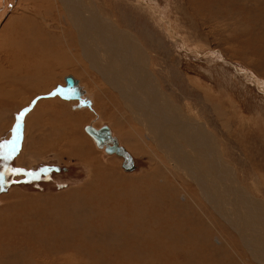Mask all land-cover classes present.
Wrapping results in <instances>:
<instances>
[{
	"label": "rangeland",
	"instance_id": "374dc122",
	"mask_svg": "<svg viewBox=\"0 0 264 264\" xmlns=\"http://www.w3.org/2000/svg\"><path fill=\"white\" fill-rule=\"evenodd\" d=\"M94 1V22L118 30L63 18L47 34L67 63L49 71L40 57L49 73L27 86L45 92L20 88L0 107V144L17 148L0 159V264H264V0ZM24 3L0 1V32L18 13L47 30ZM119 63L110 81L94 68ZM87 124L110 127L131 170Z\"/></svg>",
	"mask_w": 264,
	"mask_h": 264
},
{
	"label": "bare ground",
	"instance_id": "6f19581e",
	"mask_svg": "<svg viewBox=\"0 0 264 264\" xmlns=\"http://www.w3.org/2000/svg\"><path fill=\"white\" fill-rule=\"evenodd\" d=\"M1 1V0H0ZM24 3V10L26 9V11H32L34 12L35 15L37 16H42V17H46L49 19V22H47V24L51 23V25H48V28L47 30H44V27H40L39 24H35L33 23V17L29 16L28 14L25 15V14H15L13 16V18H11V24H9L7 27L9 28L10 25L11 27L9 29H5V30H2L3 32H0V75L4 76L5 78H7V76L10 77V79L8 80V78L6 80H4L6 82V86L4 85H1L0 86V95H3L4 98H1L0 99V107H4L3 109H11L13 103L12 101L15 99L14 96L15 95H18L17 93L15 94V91L18 89L20 90L21 88V91H28L27 93H31L32 91L34 90H38V91H43V88H40L39 86L38 87H28V83L33 80L34 82V79L36 77H40V75L42 74H47L49 73V71H52L50 69H48V67L50 66H53L54 64H60V61L62 60V62H65L67 63L65 60L63 61V59L67 56H64V54L61 53V51H63V49L59 50L58 52H56L57 50V44L54 45L55 43L59 42L58 45L60 46V37L58 35H54V34H47L48 33V30L51 31L52 28L54 26H60L62 25V19L64 18L63 22H66L65 24H67L66 26L71 28L68 24V21H70L72 23V26L73 28H75L77 31H79V33H82L81 30L85 29L87 30V25H91V24H94V30L96 31L97 29H101V27H105L108 32H112L114 33L115 31L118 30V28L116 29V27L114 25H112L110 22H105L106 19L105 17H102L103 19V22H100L99 21L97 23L94 22V19L97 18V17H94L95 14L97 13L96 11L93 10V8L95 7H98L95 3V1L93 0L94 4L92 1L91 2V5L92 7L91 8H88L87 10L85 11H80L79 10V2L77 0L75 1H70L68 4H66L65 0H23ZM48 6H51L52 8V12H51V9L48 7ZM65 8V14H63L62 12V8ZM68 7V8H67ZM31 8H34L33 10ZM150 8V7H149ZM98 9H100V7H98ZM151 9V8H150ZM97 10V9H96ZM27 13V12H26ZM68 13V15H67ZM95 13V14H94ZM99 14V13H98ZM101 14V13H100ZM32 15V14H31ZM82 15V16H81ZM97 15V14H96ZM99 18H100V15H98ZM102 16V15H101ZM38 19V18H37ZM35 21H37L36 19H34ZM39 20H43L42 23H46L47 20H44L43 18H39ZM108 20V19H107ZM39 22V21H37ZM46 26V25H45ZM108 26V27H107ZM67 27H65L67 29ZM90 29V27L88 28V30ZM60 30V29H59ZM87 30V31H88ZM93 30V31H94ZM87 31H83V32H87ZM92 31V30H91ZM94 31V32H95ZM88 33V32H87ZM87 33H84L82 34L81 36L85 37V40L87 41V37L90 35L87 34ZM70 34V33H69ZM94 34V33H92ZM108 34V33H107ZM61 35V34H60ZM97 35V34H96ZM62 39H63V36H61ZM73 37V36H72ZM71 38V37H70ZM101 38V37H100ZM99 38V39H100ZM107 39V38H106ZM101 41V39H100ZM99 41V42H100ZM92 42V41H91ZM107 42V41H105ZM110 42H112L114 45L115 43L113 41L110 40ZM102 43V42H100ZM92 44V43H91ZM90 42L88 43L89 46H91ZM103 46H102V50L100 53H102L103 51H105V45L106 43H102ZM65 45H68V44H65ZM133 46L134 45H137V42L135 41L134 44H132ZM58 46V47H59ZM62 46V45H61ZM89 46H86L87 48L84 50L85 52L90 51V47ZM131 46V45H130ZM248 46V44H247ZM132 47V46H131ZM61 48V47H60ZM70 48V46H69ZM90 49V50H89ZM69 50V49H68ZM254 50V49H253ZM38 53H37V52ZM65 51V50H64ZM67 51V50H66ZM65 51V52H66ZM45 52V55L42 56V55H39V53H43L44 54ZM70 52V51H69ZM73 52V51H72ZM255 52H256V49H255ZM89 52H87L88 54ZM53 56H50L52 55ZM62 54V55H61ZM58 55V56H57ZM45 58L46 61H47V64H44L45 66V69L47 67V69L49 71H47V73L45 71H42L41 69V66H43L42 62H41V58ZM88 57V56H87ZM127 57H130L129 55H127ZM122 60L124 61H127L125 59H123L122 57H120ZM89 59V58H87ZM68 60V59H67ZM97 60V59H96ZM113 60V59H112ZM92 61V59H91ZM114 61V60H113ZM112 61V62H113ZM69 62V61H68ZM93 62V61H92ZM64 63V65H66ZM115 64V63H113ZM43 66V68H44ZM56 65H54L53 67L55 68ZM102 66V65H101ZM107 66V65H105ZM108 68L107 69H104V68H99V66H95L94 68L97 69V71H100L99 73L103 75V78L106 80V81H110V75H109V71H113L114 69L116 68H119V69H122L123 70V66L119 63L116 67H114L113 65V69L109 66H107ZM62 68V66H61ZM44 69V70H45ZM46 69V70H47ZM56 70V69H54ZM53 70V71H54ZM45 72V73H44ZM55 74V73H54ZM42 78H44L43 76H41ZM54 77V76H53ZM48 78V76H47ZM120 78V77H119ZM4 79V78H3ZM49 79V78H48ZM8 80V82H7ZM40 80H42L40 78ZM121 80V79H120ZM29 81V82H27ZM122 81V80H121ZM118 80H116V85H121L123 82H121ZM40 82V81H39ZM48 82V81H47ZM132 82V85H134L136 82L135 81H130ZM41 83V82H40ZM42 84V83H41ZM44 85V84H43ZM47 83L44 85L46 87ZM11 91V92H10ZM20 92V91H19ZM45 92V91H43ZM21 93V92H20ZM24 93V92H23ZM119 93L120 95H122L121 93V89L119 90ZM127 94V93H126ZM21 95V94H20ZM24 95V94H23ZM131 95V94H130ZM136 95V94H135ZM134 95V96H135ZM11 97V98H10ZM19 97V96H18ZM136 97V96H135ZM23 98V96L21 97ZM20 98V99H21ZM126 100H129L128 97H124ZM134 98V97H133ZM138 98V96H137ZM25 99V98H24ZM140 99V98H139ZM23 99H21L20 103H22ZM28 100V99H27ZM26 100V101H27ZM133 100V99H132ZM136 100V98H135ZM15 101V100H14ZM17 102V101H16ZM43 102V101H42ZM45 102V101H44ZM43 102V103H44ZM37 104V107L34 108L35 110L32 111L31 113V116H37L38 112L41 111V109H39L38 107H40ZM150 108V106L148 107V109ZM1 110V109H0ZM6 111H9V110H6ZM42 112V111H41ZM3 113V112H2ZM42 115V114H41ZM30 116V117H31ZM40 116V115H39ZM44 116V115H42ZM40 116V117H42ZM39 117V118H40ZM28 118V117H27ZM35 118V117H34ZM30 119V118H29ZM46 124V123H45ZM55 124V123H54ZM30 130L32 131V129L35 131V128H36V131L37 132H42V127L44 126L43 122H42V118L40 119H37L35 121L32 122V124L29 126L28 123L26 124ZM56 125V124H55ZM103 125H106V124H103ZM85 126H91L93 127L92 125H85ZM85 126H84V130H85ZM102 126V125H101ZM100 126V127H101ZM111 133V135L113 137H115V139L117 140V144L119 146H121L123 149H125L122 145L119 144L118 142V139L116 138V136H114L112 134V131L110 129V127L108 125H106ZM99 127V128H100ZM57 128V127H56ZM95 128V127H93ZM99 128H95V129H99ZM29 131V129H28ZM45 132V131H44ZM85 132L87 133V131L85 130ZM42 135L41 134V138H38L37 140V144L41 141L42 138ZM88 135H90L88 133ZM91 136V135H90ZM189 135L186 136V138L181 141L182 142V145L183 146H186L187 143H184V142H188L187 139H188ZM190 137H192L190 135ZM91 138L93 139L94 143L96 144L97 147L99 148H102L105 150V145L103 144L102 147L98 146L95 139L91 136ZM33 140V139H32ZM35 141V139H34ZM60 141V140H59ZM43 142V141H42ZM47 142V141H46ZM44 144V142H43ZM40 146V145H39ZM30 147V146H29ZM75 147V146H74ZM125 151L129 154V156L132 158V161H131V165L132 167L134 166V159L132 157V155L125 149ZM108 153V152H107ZM112 154V153H110ZM115 154V153H114ZM174 154V153H173ZM117 155V154H116ZM120 156V155H118ZM122 157V156H120ZM123 159V157H122ZM122 165H123V160H122ZM123 167V166H122ZM131 167V169H132ZM124 168V167H123ZM125 169V168H124ZM131 169H128V170H131ZM127 170V169H125ZM91 206V205H90ZM92 208V206H91ZM90 208V209H91ZM94 209V208H92ZM126 211V210H125ZM128 211V209H127ZM96 212V211H94ZM98 216V215H97ZM119 216V215H118ZM124 216V215H122ZM87 217V216H86ZM93 217V216H92ZM96 217V216H95ZM117 217V216H116ZM126 217V216H124ZM139 217V216H138ZM128 218H132L131 216ZM100 219V218H99ZM124 219V218H123ZM98 220V219H97ZM118 220V219H117ZM121 220V219H120ZM119 221V220H118ZM123 221V220H122ZM127 221V219H126ZM152 221V220H151ZM121 222V221H120ZM124 222V221H123ZM81 223V221H80ZM87 224V222H85ZM84 223V224H85ZM85 224V225H86ZM121 224V223H120ZM120 224H117V225H120ZM18 225V224H17ZM79 226V225H78ZM114 226V225H113ZM125 227V226H122V228ZM137 227V225L135 226ZM125 228H129V227H125ZM155 228V227H154ZM153 228V230H154ZM48 229V228H47ZM131 229V228H130ZM22 230V229H21ZM148 230V229H147ZM44 231V230H43ZM129 231V229H128ZM141 231V230H140ZM78 232V231H77ZM139 232V231H138ZM56 233V232H55ZM146 233V232H145ZM147 234V233H146ZM145 234V235H146ZM49 235V234H48ZM52 235V234H51ZM76 235V236H75ZM73 235L75 238V241L77 240H82L84 237L82 238H79L80 234H75ZM132 235V234H131ZM140 235V234H139ZM50 236V235H49ZM124 236V235H123ZM47 237V236H46ZM57 237V236H56ZM152 237V236H150ZM131 238V237H129ZM135 238H136V235H132V240H133V243H134V246L135 245ZM48 239V237H47ZM55 239V237H53V240ZM128 239V238H127ZM58 240V238L56 239ZM55 240V242H56ZM50 241V240H49ZM48 241V242H49ZM144 241V240H142ZM152 241V240H151ZM54 242V241H53ZM59 242V241H58ZM56 242V243H58ZM146 242V240H145ZM144 242V244H145ZM74 243V242H73ZM83 243V242H82ZM129 243L131 244L132 242L129 241ZM139 243V241H138ZM184 243V242H183ZM80 245V244H79ZM83 245V244H82ZM84 245H85V242H84ZM81 246V245H80ZM141 246V245H140ZM145 246V245H144ZM154 246H155V242H154ZM178 246V245H177ZM78 247V246H77ZM49 248V247H48ZM145 248V247H144ZM143 248L142 251H144L145 249ZM84 249V248H83ZM140 249V248H139ZM148 250V249H147ZM155 250V249H154ZM153 250V252H154ZM157 250V248H156ZM63 251V250H62ZM160 252V251H159ZM162 253V252H161ZM178 253V252H177ZM143 255V254H142ZM180 256V255H179ZM25 257V256H24ZM163 257V256H162ZM135 258V257H134ZM56 259V258H55ZM60 259V258H59ZM187 259V258H186ZM262 259V258H261ZM166 260V259H165ZM169 261V259H168ZM8 263V262H7ZM42 263V262H41ZM43 264V263H42ZM191 264V263H190Z\"/></svg>",
	"mask_w": 264,
	"mask_h": 264
},
{
	"label": "water",
	"instance_id": "95a60500",
	"mask_svg": "<svg viewBox=\"0 0 264 264\" xmlns=\"http://www.w3.org/2000/svg\"><path fill=\"white\" fill-rule=\"evenodd\" d=\"M85 130L89 133L96 141L97 145L102 147L105 145V151L108 153H115L123 157V167L125 169H131L132 158L121 146L117 144V140L113 137L106 125H102L98 130L91 127L85 126Z\"/></svg>",
	"mask_w": 264,
	"mask_h": 264
},
{
	"label": "snow or ice",
	"instance_id": "6c2138e0",
	"mask_svg": "<svg viewBox=\"0 0 264 264\" xmlns=\"http://www.w3.org/2000/svg\"><path fill=\"white\" fill-rule=\"evenodd\" d=\"M24 113L22 112L20 114V117H23ZM19 118H18V122H17V126H16V131L17 133L19 132ZM18 139V136H17ZM17 148H16V141H9V142H5L3 144H0V159H3L5 161L10 160L13 158V155L16 153ZM8 172H11L12 174H18L20 172H22L23 170L21 169H16V168H9L7 169Z\"/></svg>",
	"mask_w": 264,
	"mask_h": 264
}]
</instances>
